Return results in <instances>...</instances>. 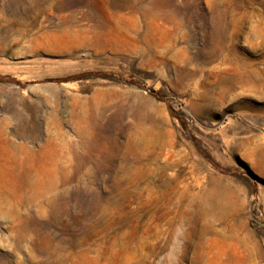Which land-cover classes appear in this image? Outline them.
I'll return each mask as SVG.
<instances>
[{
  "label": "rangeland",
  "instance_id": "obj_1",
  "mask_svg": "<svg viewBox=\"0 0 264 264\" xmlns=\"http://www.w3.org/2000/svg\"><path fill=\"white\" fill-rule=\"evenodd\" d=\"M190 228L264 264V0H0V264H179Z\"/></svg>",
  "mask_w": 264,
  "mask_h": 264
},
{
  "label": "bare ground",
  "instance_id": "obj_2",
  "mask_svg": "<svg viewBox=\"0 0 264 264\" xmlns=\"http://www.w3.org/2000/svg\"><path fill=\"white\" fill-rule=\"evenodd\" d=\"M183 195H184V191H179V195L177 197H178V199H180V201H182L181 198H183ZM222 197H223V192L218 190V189L205 190L203 195L201 196L200 200L195 203V209L191 210V212H190V209L188 207H185V205L183 207H181V209L184 210L185 212L189 213L191 215V217H192V214H193L194 217H195L194 220H196L200 216L204 217V215H205L204 212L209 208L208 207L209 204L213 203L214 200H217V199L221 200ZM173 199L174 198H172L171 200H173ZM205 216H207V213H206ZM177 221L178 220L175 219V221L173 222L174 225H173V229L172 230H174L175 223ZM206 224H208V222H205V224L202 225V226H205ZM193 227H191V228H193ZM191 228L188 231H186L184 236H182V233L180 235L175 234V232H171L170 233V240L171 241H175V239L177 237H179V238L182 237V238L185 239V243L180 247V250L174 249L172 251L173 255L174 254H176V255L180 254L179 255V264H196L195 263L196 261H194L193 258L190 256V252L196 247H202L201 243L200 244H194L195 240L193 239V237H196L195 236L196 233L193 231L194 228H193V230H191ZM199 231L200 232H199L198 236H199V240H201V238H204V234H205V231H206L205 227L203 229H199ZM195 243H197V242H195ZM163 264H175V263H174L173 260H166L165 262H163Z\"/></svg>",
  "mask_w": 264,
  "mask_h": 264
}]
</instances>
